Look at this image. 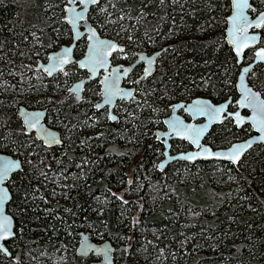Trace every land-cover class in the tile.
Returning a JSON list of instances; mask_svg holds the SVG:
<instances>
[{
    "label": "trees",
    "instance_id": "trees-1",
    "mask_svg": "<svg viewBox=\"0 0 264 264\" xmlns=\"http://www.w3.org/2000/svg\"><path fill=\"white\" fill-rule=\"evenodd\" d=\"M250 2L251 12L264 9V0ZM66 4L0 0V153L22 164L7 181L15 227L0 264H89L96 258L76 256L83 233L122 247L114 264H264V145L237 165L157 167L153 131L172 104L236 96L239 66L225 41L230 0H100L90 8L100 34L130 50L164 49L155 72L119 103L116 122L95 109V83L80 100L67 93L74 68L51 78L35 68L71 40ZM249 83L264 97V71ZM19 106L45 109L61 145L27 133ZM246 130L224 122L207 142L222 147Z\"/></svg>",
    "mask_w": 264,
    "mask_h": 264
},
{
    "label": "water",
    "instance_id": "water-1",
    "mask_svg": "<svg viewBox=\"0 0 264 264\" xmlns=\"http://www.w3.org/2000/svg\"><path fill=\"white\" fill-rule=\"evenodd\" d=\"M76 2L78 4H76ZM237 0H230V12L226 17V28H225V41L228 47L232 50L236 57L237 64H240L243 59V54L246 50L253 49L257 46L259 42V30L262 28V26L257 27L256 24L259 19L262 18V14L264 12L259 13L255 17H251L249 10L251 8V2L250 0H247L248 7L243 9V15L247 17L248 24L250 26L245 25L243 22H240L237 20V15L239 10L236 8ZM94 5H88L87 8H85L83 5H80L79 0H68V4L64 7V17L63 21L67 24L70 31L72 32V41L69 44H63L61 45L57 50L51 51L47 55V59L45 62L38 61L36 65V69L41 70L44 74H46L48 77H51L53 74L62 71L67 65L71 63H75L80 69H86L88 72H90L92 77H95L97 72L104 69L107 70V67L110 65L109 56L115 52H111L110 55H108L106 58H104L100 53L95 54L96 59L100 60L103 59V64L99 63H92L89 60L90 55H92L91 52V46L96 41H105L108 43H112L118 46V48H123L121 45H119L117 42H115L112 39L100 37L98 30L87 20V14L90 10V8ZM75 9L78 12H83L84 14V20L77 21L75 25L71 23L70 21L73 19L72 10ZM257 30V31H251V30ZM95 32V36L93 37L92 33ZM86 35L87 39V46L85 53L83 57L80 59H75L73 56V51L75 48L76 42L83 36ZM255 37V39H253ZM66 49H71V52L68 53V58L70 60L69 63L63 65L62 70L57 69L52 72V74H49L47 71L44 70L45 67L50 66L54 63L53 60H50V57H63L65 54ZM258 52H264V48H257L254 52V60L245 66H242L240 69V72L237 76V81L235 84L236 91L239 95L237 99V104L239 105V109L234 113H227L228 116L235 118L241 116V110L246 109L249 111V115L247 117H240V122L235 120V124L240 125L242 121H245L246 123L250 124L253 128V131L255 132L254 135L248 137L245 140L242 141H235L231 143L229 146L225 148H212L208 145L202 144V140L204 139L205 135L207 134L208 130L211 128L213 124H219L221 121H223L226 116H222V114L226 111L225 107L228 104L229 100L214 104L210 102V100L202 97H196L193 98L188 103H177L173 106V110L171 114L164 118L163 124L165 126V130H156L155 133L157 134L158 138L161 136H164L166 139L162 142L165 145L164 149V158L159 162L158 167L160 169L163 168L168 163H171L173 161H181L186 162L189 164H192L196 161H216V162H229L233 165H237V163L240 161V159L255 145H264V132L260 131V123L258 122H264V112H260L252 107L248 106H242L245 104L244 101V93L246 90H250L251 94L248 97L249 101H252L257 106L261 102H264L261 96L257 91H255L252 87L248 85L247 82V76L249 71L258 63H264V59H260L257 56ZM160 51L155 52L149 57H146L144 54H139V58H145L146 64H145V70L144 75L149 76L153 71V64L155 63V58L159 55ZM239 53V54H238ZM151 61V63H149ZM83 65V66H82ZM134 65L131 66H125L123 67V73H117L116 76L112 77H103L102 79V101L97 104V107H108V115L109 117H115V119H112V121L116 120V116L112 114V108L115 105V102L117 100H125L129 101L133 96V89L131 88H125L121 86V77L124 76ZM118 67H112V70L117 71ZM112 73V72H111ZM84 80L75 82L72 87L70 88L71 93H75L76 96L79 98L81 96V90L83 88ZM79 89L78 92L75 90ZM127 93V94H126ZM111 95V102H106L108 99V96ZM253 97H258V99L253 100ZM196 102H200L201 105H208L212 108H222V113L217 117L213 118L210 114L207 113H201V114H195L193 109L196 107ZM183 109V112L191 117L192 120H196L198 118L204 119L203 122L199 124H195L192 122H186L185 119L177 113L179 109ZM26 114H33L39 117L38 124L35 127H28L27 122L25 120ZM238 114V115H237ZM45 115L46 110L45 109H28L24 106H19L17 111V116L20 118L23 127L27 131V133H33L37 140H39L44 146L46 147H56L61 145L62 139L60 136V133L58 130L48 126L45 123ZM173 122H179V127L174 130L172 127ZM41 129H46L47 131L51 132L55 135V137L60 141L59 143H53V144H47L46 141L48 140V137H43L41 135ZM200 133L197 137V133ZM175 138V139H183L188 142L190 145V149L182 152H178L175 154L170 155L169 154V143L168 138ZM251 145V147H245L246 145ZM241 155L239 157L238 162L233 163L232 159L229 157L233 155L237 150H241ZM184 157H193L192 159H185ZM4 160H11L15 161L19 167L16 168L14 171L10 172L8 174V177L3 181V183H0V189H3L7 192V199L5 202L0 205V215L7 217L11 224V233L12 235L10 238L0 241V247H2L4 250H0L2 253L6 254V256L9 257V252L7 251L5 247V242L8 240H11L14 237V227L15 222L13 217L7 212V205L10 201L11 195L10 191L7 187V181L11 178V176L14 173H17L21 170L22 164L21 160L19 158H16L10 154H4L0 153V161ZM122 247L115 248L109 241H101V242H94L90 240L87 233H83L80 238V242L76 249V256L77 257H87L89 255H94L99 257L97 261H92L89 264H114L113 260V254L117 251H120Z\"/></svg>",
    "mask_w": 264,
    "mask_h": 264
},
{
    "label": "flooded vegetation",
    "instance_id": "flooded-vegetation-1",
    "mask_svg": "<svg viewBox=\"0 0 264 264\" xmlns=\"http://www.w3.org/2000/svg\"><path fill=\"white\" fill-rule=\"evenodd\" d=\"M67 4H68V0H67ZM76 4H78L77 2H76ZM252 5H251V8H250V10H249V13H250V15H251V17H255V16H257L259 13H261V12H264V9L263 10H261L260 12H251L252 10ZM87 20H88V18H87ZM89 21V20H88ZM90 22V21H89ZM67 25V24H66ZM251 31H257V30H251ZM259 33H260V36H259V42H258V44H257V46L255 47V48H253V49H249V50H246L245 52H244V54H243V59H242V62L240 63V64H237L238 66H239V71H238V74H239V72H240V69H241V67L242 66H245V65H247V64H250L253 60H254V57H255V55H254V52H255V50L257 49V48H264V25L262 26V28L259 30ZM99 36L100 37H105V38H109V37H107V36H104V35H102V34H100L99 33ZM109 39H112V40H114L115 42H117L119 45H121L123 48V51L121 52V51H115V52H113L110 56H109V61H110V65L107 67V70H104V69H102V70H100L99 72H97V74L95 75V77H92V78H90V76H91V74H90V72H88L86 69H80L75 63H71V64H69V65H67L62 71H59V72H57V73H55V74H53L51 77H55V76H57L58 74H61V73H63L64 71H69V69H72V68H74V71L76 70V73H78L77 74V76L75 77V79H73V80H71V82L69 83V87H68V90H67V93L70 95V96H74L77 100H80V99H82L83 98V96L85 95V93L87 92V89H88V85H90L91 83L93 84V83H95L96 85H97V99L95 100V103H94V107H95V109H97V110H102L103 112H105V116H106V118L110 121V122H116L117 120H118V117H119V115L118 114H116L115 113V110H116V108L117 109H119V103L120 102H128V101H125V100H117L116 102H115V105L113 106V108H112V114L113 115H115L116 116V120L115 121H112L111 120V118L109 117V115H108V107L107 106H103V107H97V104H99L101 101H102V90H101V85H102V79H103V77L105 76V77H112V76H116L117 75V73H123V67H127V66H131V65H134L124 76H122L121 77V86L122 87H125V88H131V89H133V96H132V98L134 97V95H135V86H137V84H138V82H140V81H143V80H145V79H147V78H149L154 72H155V70H156V66H157V61H158V58H159V56L161 55V53H162V51L164 50V49H160V50H155V51H145V50H137V49H135V50H130V49H128L127 48V45H126V43H124L123 41H120V40H116V39H113V38H109ZM71 41H72V32H71V40H70V42H68V43H65V44H69V43H71ZM63 45V44H62ZM83 46V50H82V52L80 53V54H76L77 53V49L79 48V46ZM85 46V47H84ZM86 46H87V39H86V35H83L77 42H76V44H75V48H74V51H73V56H74V58L75 59H80L81 57H83V55H84V53H85V50H86ZM230 48V47H229ZM58 49V48H57ZM56 49V50H57ZM131 51V53H130V51ZM55 51V50H54ZM158 51H160V53H159V55L155 58V63L153 64V71H152V73L149 75V76H145L144 75V70H145V64H146V61H145V58L143 57V58H139V54H144L146 57H149V56H151L152 54H154L155 52H158ZM232 51V50H231ZM234 54V53H233ZM235 56V55H234ZM236 58V57H235ZM47 59V58H46ZM46 61V60H45ZM45 61H42V62H45ZM236 63H237V61H236ZM115 66H117L118 67V69H117V71H114V70H112V67H115ZM36 68V67H35ZM38 70V69H37ZM258 70L259 71H264V63H258V64H256L250 71H249V73H248V76H247V82H248V85L250 86V87H252L251 86V84L249 83V81H250V78L252 77V76H254L255 74H257V72H258ZM39 72H41L43 75H45L46 77H48L46 74H44L41 70H38ZM112 72V73H111ZM238 74H237V76H238ZM51 77H48V78H51ZM81 80H84V83H83V88H82V90H81V96L78 98L77 96H76V94L75 93H71L70 92V88L72 87V85L75 83V82H78V81H81ZM236 81H237V77H236V80H235V84H236ZM90 83V84H89ZM253 88V87H252ZM234 89H235V93H236V96H235V98H232V97H227V98H225V99H223V100H221V101H213V100H211V99H209V98H207V97H202V98H206V99H208V100H210V102H212V103H214V104H219V103H223V102H225V101H227V100H229V102H228V104L226 105V107H225V112L222 114V116L224 117V116H226V118L223 120V121H221L219 124H213L212 126H211V128L208 130V132H207V134L205 135V137H204V139L202 140V144H205V145H208V146H210V147H212L211 145H209L208 144V142H207V135H208V133L211 131V129L214 127V126H216V125H221L222 123H224V122H230L236 129H238V130H241V129H249V130H246V134L244 135H242V136H240V137H238L237 139H235V140H232V141H229L225 146H222V147H212V148H225V147H227V146H229L231 143H233V142H235V141H242V140H245V139H247L248 137H250V136H252V135H254L255 134V132L253 131V128H252V126L250 125V124H248V123H246L245 121H242V123L240 124V125H238V124H235V120L236 121H238V122H240V117H247L248 115H249V111L248 110H246V109H242L241 110V113H240V115L241 116H239V117H235V118H232V117H230V116H228L227 115V113H234V112H236L238 109H239V105L237 104V99H238V97H239V95H238V93H237V91H236V88H235V85H234ZM254 89V88H253ZM255 90V89H254ZM255 91H257V90H255ZM258 93H259V95L261 96V98L263 99V101H264V97L261 95V93L259 92V91H257ZM196 97H201V96H196ZM196 97H193V98H196ZM131 98V99H132ZM192 98V99H193ZM130 99V100H131ZM191 99V100H192ZM129 100V101H130ZM191 100H189L188 102H190ZM181 102H183V103H188V102H184V101H181ZM177 103H180V102H177ZM177 103H174V104H172V106H171V109H170V112L164 117V118H166V117H168L170 114H171V112H172V110H173V106L175 105V104H177ZM39 109V108H38ZM177 113L179 114V115H181L184 119H185V121L186 122H192V123H195V124H199V123H201V122H203V120L204 119H202V118H198V119H196V120H192L191 119V117L189 116V115H187V114H185L184 112H183V109L181 108V109H179L178 111H177ZM164 118L162 119V126L160 127V128H157V129H155L154 131H153V135H154V137H155V139L160 143V145H161V148H162V159L165 157L164 156V149H165V145L162 143L166 138L164 137V136H161V137H159L158 138V136H157V134L155 133V131L156 130H165V126H164V124H163V120H164ZM20 119V118H19ZM21 121V120H20ZM168 143H169V149H168V151H169V154L170 155H172V154H175V153H178V152H182V151H186V150H188V149H190V145L188 144V142L187 141H185V140H183V139H175V138H168ZM181 143H185L186 145H187V148L186 147H182L181 146ZM180 146H179V145ZM255 146H257V145H255ZM254 146V147H255ZM253 147V148H254ZM253 148H251V149H253ZM250 149V150H251ZM249 150V151H250ZM248 151V152H249ZM161 159V160H162ZM160 160V161H161ZM159 161V162H160ZM159 162H157V167H158V164H159ZM173 162H175V161H173ZM173 162H171V163H168V164H166L165 166H163V168L164 167H166L167 165H169V164H172ZM162 168V169H163ZM158 169H160L159 167H158ZM162 169H160V170H162ZM9 241V240H8ZM8 241H6L5 242V244L8 242ZM5 247H6V245H5ZM6 249H7V247H6ZM8 251V250H7ZM9 252V251H8ZM2 253V252H1ZM4 254V253H3ZM5 256H6V254H4ZM9 255H10V253H9ZM89 256H93V257H95L96 259L94 260V261H97L98 259H99V257H97V256H94V255H89ZM89 256H87V257H89ZM6 257H8V256H6ZM86 257V258H87ZM92 262V261H91ZM90 263V262H89Z\"/></svg>",
    "mask_w": 264,
    "mask_h": 264
},
{
    "label": "snow or ice",
    "instance_id": "snow-or-ice-1",
    "mask_svg": "<svg viewBox=\"0 0 264 264\" xmlns=\"http://www.w3.org/2000/svg\"><path fill=\"white\" fill-rule=\"evenodd\" d=\"M71 2V0H70ZM100 0H79L80 5H83L85 8H87L88 5H96L99 4ZM236 8L239 10L237 15V20L240 22H243L245 25L250 26L248 24V19L243 15V9L248 7L247 0H237L235 4ZM73 19L70 21L75 25L77 21L84 20V14L83 12H78L75 9L72 10ZM264 25V14H262V18L258 20L256 26L260 27ZM93 37L95 36V32L92 33ZM255 39V37H253ZM113 51H123L122 48H118L117 45L108 43L105 41H96L91 46V52L92 55H90L89 60L90 62L96 64H103V59L97 60L96 55L97 53H100L104 58H106L108 55L111 54ZM71 52V49H66L65 54L63 57H50V60H53L54 63L50 66H47L44 68L45 71H47L49 74H52L53 71L60 69L62 70L63 65L70 62L68 58V53ZM239 54V53H238ZM257 56L260 59H264V52H258ZM151 63V61H149ZM83 66V65H82ZM76 92L79 91V89L75 90ZM127 94V93H126ZM252 95L250 90H246L244 93V101L245 104L242 106H248L252 107L260 112H264V102H261L259 106H257L252 101L248 100V97ZM258 99V97H253V100ZM108 103L111 102V95L108 96L107 101ZM195 114H201V113H207L210 114L213 118H217L223 111L222 108H212L208 105H201L200 102H196V107L193 109ZM238 115V114H237ZM112 119H115V117H111ZM25 120L27 122L28 127H35L38 124L39 117L33 114H26ZM260 123V131L264 132V122H258ZM172 127L174 130H176L179 127V122H173ZM41 135L43 137H48V140L46 141L47 144H53V143H59L60 141L55 137L54 134L47 131L46 129H41ZM199 132L197 133V137L199 136ZM245 147H251V145H246ZM241 150H237L233 155H231L229 158L232 159L233 163L238 162L239 157L241 155ZM185 159H192L193 157H184ZM19 165L15 161L11 160H4L0 161V183H3V181L8 177V174L12 171H14L16 168H18ZM7 192L3 189H0V205H2L5 200L7 199ZM12 235L11 233V224L7 217H4L0 215V241L10 238ZM0 250H4L2 247H0Z\"/></svg>",
    "mask_w": 264,
    "mask_h": 264
},
{
    "label": "rangeland",
    "instance_id": "rangeland-1",
    "mask_svg": "<svg viewBox=\"0 0 264 264\" xmlns=\"http://www.w3.org/2000/svg\"><path fill=\"white\" fill-rule=\"evenodd\" d=\"M69 86H70V85H68L67 88L65 89L66 91L68 90V87H69ZM115 113L118 114V115H120V111H119V109L116 108ZM161 159H162V155L159 156L157 162H159ZM100 242H101V241H100Z\"/></svg>",
    "mask_w": 264,
    "mask_h": 264
}]
</instances>
